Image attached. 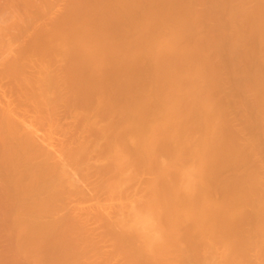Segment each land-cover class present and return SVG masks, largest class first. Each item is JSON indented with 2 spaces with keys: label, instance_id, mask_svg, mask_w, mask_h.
Returning a JSON list of instances; mask_svg holds the SVG:
<instances>
[{
  "label": "bare ground",
  "instance_id": "bare-ground-1",
  "mask_svg": "<svg viewBox=\"0 0 264 264\" xmlns=\"http://www.w3.org/2000/svg\"><path fill=\"white\" fill-rule=\"evenodd\" d=\"M0 264H264V0H0Z\"/></svg>",
  "mask_w": 264,
  "mask_h": 264
}]
</instances>
